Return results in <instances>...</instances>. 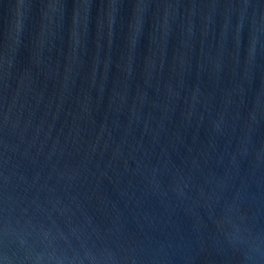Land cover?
<instances>
[{
  "label": "water",
  "instance_id": "water-1",
  "mask_svg": "<svg viewBox=\"0 0 264 264\" xmlns=\"http://www.w3.org/2000/svg\"><path fill=\"white\" fill-rule=\"evenodd\" d=\"M0 264H264V0H0Z\"/></svg>",
  "mask_w": 264,
  "mask_h": 264
}]
</instances>
